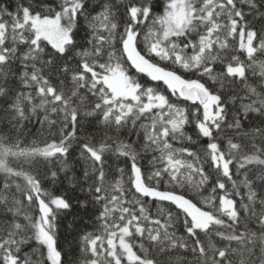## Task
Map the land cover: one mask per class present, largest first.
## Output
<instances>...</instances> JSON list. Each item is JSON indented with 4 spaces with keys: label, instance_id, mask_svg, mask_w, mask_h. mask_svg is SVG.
Segmentation results:
<instances>
[{
    "label": "snow or ice",
    "instance_id": "snow-or-ice-1",
    "mask_svg": "<svg viewBox=\"0 0 264 264\" xmlns=\"http://www.w3.org/2000/svg\"><path fill=\"white\" fill-rule=\"evenodd\" d=\"M0 105V264H264V0L0 3Z\"/></svg>",
    "mask_w": 264,
    "mask_h": 264
},
{
    "label": "trees",
    "instance_id": "trees-1",
    "mask_svg": "<svg viewBox=\"0 0 264 264\" xmlns=\"http://www.w3.org/2000/svg\"><path fill=\"white\" fill-rule=\"evenodd\" d=\"M8 2L9 0H0V3ZM0 107H2V105H0ZM187 130L189 134H191V128ZM40 139V125L35 119L27 124L24 130H20L16 128L15 125L8 124L3 117H0V183L4 180H8L13 185L18 184L21 190L28 187L26 183L27 175L39 170V166L35 168L32 167V162L38 159V157L31 153L29 149L33 146L34 141L40 143ZM120 166L123 167V165ZM76 195H79V193H76ZM200 206L203 205L201 204ZM73 219L74 218L71 216L68 217L67 223H71ZM94 219L93 217L92 220H89L85 217L83 221H80L77 217L76 222L81 224L84 231L96 232L97 229L93 224ZM84 225H87V227L84 228ZM72 247L75 248V243L72 244ZM66 251L69 252V264H73L74 257L71 250L67 248V245ZM80 255L81 254L77 251L75 253V258L78 260ZM151 255L155 257L157 264H178L175 256L179 255V252L172 253L171 255L173 258L171 260L169 259V254H162L157 249H153ZM101 259H103V257H101ZM179 264H188V261H181Z\"/></svg>",
    "mask_w": 264,
    "mask_h": 264
}]
</instances>
